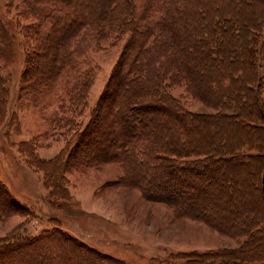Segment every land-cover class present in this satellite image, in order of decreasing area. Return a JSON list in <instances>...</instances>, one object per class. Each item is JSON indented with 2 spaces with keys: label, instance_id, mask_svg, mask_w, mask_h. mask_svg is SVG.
<instances>
[{
  "label": "trees",
  "instance_id": "trees-1",
  "mask_svg": "<svg viewBox=\"0 0 264 264\" xmlns=\"http://www.w3.org/2000/svg\"><path fill=\"white\" fill-rule=\"evenodd\" d=\"M35 5L36 48L42 51L49 43L50 49L41 76L54 75L56 63L70 60L64 48L78 38L93 37L99 48L110 35L129 37L87 126L75 137L77 150L56 162L54 170L40 160L38 168L59 183L62 164L119 163L146 200L168 205L176 216H196L241 240L236 256L235 250L219 255L233 261H213L264 264V122H259L264 105L258 72L264 57V0H43ZM5 26L0 39L8 48L7 35L12 36ZM5 47L0 42V59ZM41 56L38 52L32 59ZM4 78L0 75V108L7 95ZM176 88L199 101L203 111L189 110L173 95ZM77 105L82 107L81 98ZM107 143L106 154L100 149ZM249 172L254 188L245 184ZM245 189L256 190L255 214ZM212 194L221 197L226 214H218L217 204L205 203ZM0 195V219L19 206L33 213L15 203L1 181ZM18 228L0 240V264H124L57 226L38 235ZM187 259V264H204L207 255Z\"/></svg>",
  "mask_w": 264,
  "mask_h": 264
},
{
  "label": "rangeland",
  "instance_id": "rangeland-1",
  "mask_svg": "<svg viewBox=\"0 0 264 264\" xmlns=\"http://www.w3.org/2000/svg\"><path fill=\"white\" fill-rule=\"evenodd\" d=\"M42 2L0 0V30L6 25L12 36L7 35L8 48L0 39L5 47L0 75H4L7 88L6 101L0 108V181L15 203L33 212L19 206L15 213L1 218L0 240L12 237L18 227L17 230L26 227L28 233L38 235L57 226L79 243L124 264H187L188 257L202 254L207 255L204 264H226L213 261L221 257L233 261L219 255L235 250L236 256L239 238L213 229L196 216H176L168 205L146 200L139 188L131 186L119 163L92 165L86 157L91 164H62L59 183H53L50 173L38 168L40 160L45 161L44 167L54 170L56 162L65 160L73 148L72 151L77 150L75 137L87 126L129 38L127 33L118 38L110 35L99 48L93 37L78 38V42L64 48H69L70 60L56 63L54 75L41 76L48 69L44 58L50 52L49 43L44 44L42 51L35 43L38 29L34 25L39 28L35 3ZM38 52L42 56L35 61L41 67L36 73L32 58ZM258 72L264 105V57ZM172 93L192 112L203 111L199 101L183 96V88ZM79 98L82 107L77 105ZM100 150L107 154L108 143ZM251 174H247L245 184L254 188L256 180ZM255 192L245 189L254 214ZM207 201L212 206L217 204L219 215L226 214L223 211L227 206L224 210L220 207L219 195H208ZM24 251L13 255L11 262Z\"/></svg>",
  "mask_w": 264,
  "mask_h": 264
},
{
  "label": "water",
  "instance_id": "water-1",
  "mask_svg": "<svg viewBox=\"0 0 264 264\" xmlns=\"http://www.w3.org/2000/svg\"><path fill=\"white\" fill-rule=\"evenodd\" d=\"M262 182H263V196H264V174H263V177H262Z\"/></svg>",
  "mask_w": 264,
  "mask_h": 264
}]
</instances>
